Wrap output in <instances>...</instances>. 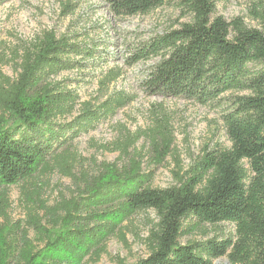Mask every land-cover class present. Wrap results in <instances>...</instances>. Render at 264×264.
I'll return each mask as SVG.
<instances>
[{"label": "trees", "instance_id": "16d2710c", "mask_svg": "<svg viewBox=\"0 0 264 264\" xmlns=\"http://www.w3.org/2000/svg\"><path fill=\"white\" fill-rule=\"evenodd\" d=\"M227 1L108 0L116 16L168 4L188 17L133 47L125 58L128 66L159 58L141 81L147 95L211 105L230 94L221 114L230 146L204 149L186 168L170 132L137 131L99 145L118 154L114 161L95 164L93 174L75 175V154L65 149L54 155L60 135L67 137V128L73 138L88 131L133 98L118 93L98 104L80 103L76 93L55 80L96 56L93 44L45 30L12 51L15 78L0 72V219L6 218L7 187L36 173L56 170L71 178L75 189L52 206H39L43 215L30 216L25 228L17 225L10 234L0 226V264L95 263L106 253L109 238L126 244L122 224L145 210H152L156 221L145 238L147 256L134 264H213L222 256L230 264H264V5L249 11L258 27H247L242 18L227 21L218 13L217 5ZM71 11L69 3L63 4L60 16ZM118 77L106 72L98 93L103 96ZM66 116H72L66 126L53 122ZM144 135L149 166L173 158L171 186L153 187L155 172L143 170L144 157L133 147ZM217 223L232 224L234 233L180 242L183 235Z\"/></svg>", "mask_w": 264, "mask_h": 264}, {"label": "rangeland", "instance_id": "374dc122", "mask_svg": "<svg viewBox=\"0 0 264 264\" xmlns=\"http://www.w3.org/2000/svg\"><path fill=\"white\" fill-rule=\"evenodd\" d=\"M66 3L72 11L68 16L61 17V8ZM263 5L264 0H228L219 3L217 11L227 21L238 17L247 27H258V21L250 16L249 11L261 10ZM187 20V16L182 17L179 10L168 4L145 14L116 16L110 12L108 0H0V72L14 79V61L10 58L12 51L33 42L45 30H53L57 36L66 35L83 44H93L97 48L96 56L85 59L79 70L63 72L55 80L62 81L66 90L76 93L80 103L98 104L106 96L118 93L133 99L74 138L67 128V137L61 134L60 141L55 143L54 155L66 149L75 154L76 160L71 166L75 175L79 176L82 172L93 174L95 164L112 162L118 156L115 152L103 151L99 145L114 143L126 132L150 134L157 131L158 135L170 132L174 151L181 166L186 168L204 149L230 146L221 117L230 94L222 95L219 102L211 105H200L183 98L147 95L141 81L159 58L142 60L132 66L126 65L124 60L133 47ZM108 71L118 72L119 77L107 86L102 96L98 93L99 82ZM71 121L72 116H66L53 122L66 126ZM133 148L144 157L143 170L155 172L153 187L166 188L173 184L172 171L176 166L171 156H167L162 165L149 166V146L145 135ZM74 189L71 178L56 170L36 173L30 179L9 185L6 218L0 219V226L5 227L4 232L9 229L10 234L17 225L25 228L30 216L43 215L39 206H52L60 195L68 197ZM155 221L156 215L152 210L136 213L121 227L126 244L117 237H111L107 241L106 253L97 262L85 264H119V261L134 264L145 258L148 254L145 238ZM233 233L232 224L217 223L183 235L180 242L220 238ZM28 236L36 242L32 229H29ZM213 264L230 263L226 256H222L214 259Z\"/></svg>", "mask_w": 264, "mask_h": 264}]
</instances>
